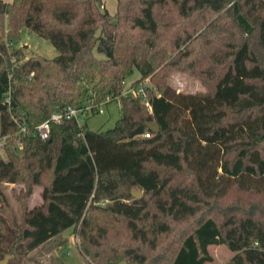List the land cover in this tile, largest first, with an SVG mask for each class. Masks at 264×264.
<instances>
[{"label":"trees","instance_id":"16d2710c","mask_svg":"<svg viewBox=\"0 0 264 264\" xmlns=\"http://www.w3.org/2000/svg\"><path fill=\"white\" fill-rule=\"evenodd\" d=\"M100 4L0 0V185L26 187L21 224L1 195L0 261L73 228L87 264H207L212 245L234 253L224 264H264L262 199L222 206L233 191L264 198V59L255 47L264 0H117L115 14ZM23 28L57 56L22 60ZM173 69L208 91L176 92ZM137 72L132 86H143L151 110L141 94L123 95ZM114 101L122 115L111 129L72 119L52 124L46 140L36 132L61 107ZM36 186L42 203L27 209Z\"/></svg>","mask_w":264,"mask_h":264},{"label":"rangeland","instance_id":"374dc122","mask_svg":"<svg viewBox=\"0 0 264 264\" xmlns=\"http://www.w3.org/2000/svg\"><path fill=\"white\" fill-rule=\"evenodd\" d=\"M6 2L11 0H4ZM102 5L105 7L103 8ZM101 10H107L110 14H115L117 11V0H101ZM0 35L7 40L8 35V20L7 16L0 14ZM256 49L259 51L260 56L264 59V46L260 40L264 42V35L261 34L259 27L256 29ZM261 38V39H260ZM17 48L22 49L23 58L26 60L32 56H43L45 58H54L57 56V51L48 39L42 38L28 28L21 30L20 38L15 42ZM97 56L102 58L103 55L97 53ZM140 77V73L129 77L125 86H132L133 82ZM167 82L176 92L183 93H204L208 91V86L199 77L194 76L186 71L173 69L169 73ZM153 87L149 79L145 82ZM153 89H155L153 87ZM122 115L121 104L118 101L111 102L104 106V112L91 115L87 118L86 124L91 131H105L115 126L116 122ZM6 138L0 135V155L7 161L5 151ZM19 136H16L17 151L21 152L23 146L18 145ZM42 187L36 186L33 188L31 195L26 199L27 209L39 206L42 203ZM138 191V190H134ZM26 193V187L21 183H4L0 185V208L2 207L1 195H4L8 205L12 209L13 216L17 224H21L22 215L24 212L22 197ZM264 203V198L258 196H251L247 193L233 191L229 197L222 201V206H240L242 208L249 207L253 203ZM229 208V207H228ZM225 209V208H224ZM1 212V210H0ZM221 210L219 213H222ZM2 213V212H1ZM79 238L73 228L65 230L60 236L45 244L44 246L29 252L24 257L18 253H10L8 264H87L85 258L78 248ZM3 246H6L5 244ZM209 252L213 257V261L207 264H224L227 263L234 253L226 245H212L209 247ZM7 257V256H6ZM4 260V259H3ZM123 264V263H120Z\"/></svg>","mask_w":264,"mask_h":264},{"label":"built area","instance_id":"2783aa9c","mask_svg":"<svg viewBox=\"0 0 264 264\" xmlns=\"http://www.w3.org/2000/svg\"><path fill=\"white\" fill-rule=\"evenodd\" d=\"M102 7L104 8L105 6L102 5ZM129 94H132V95L141 94L144 97L146 106L149 108V110L152 109L150 102L146 98V93H145L143 86H140L138 89H136L133 86H131V88L125 86L123 95H129ZM109 101L110 99H108L106 102H109ZM106 102L101 105H96V106H92L91 104H88L82 108H73L71 106L61 107L55 110L49 116V118H47L42 123H40L36 127V132L41 139L46 140L50 137L51 127H52V124L54 123H63L66 120L73 119L77 122L79 126H82L86 122L89 116L98 114V113H103L104 106L107 105ZM23 131H25V128L23 129ZM144 136L150 137V133H146ZM18 145L20 146L22 145L20 139L18 141Z\"/></svg>","mask_w":264,"mask_h":264},{"label":"water","instance_id":"95a60500","mask_svg":"<svg viewBox=\"0 0 264 264\" xmlns=\"http://www.w3.org/2000/svg\"><path fill=\"white\" fill-rule=\"evenodd\" d=\"M146 124H147V127H148L151 131H153V132H158V131H159V126H158L156 123H154V122H147ZM132 193H133V195H134L136 198H138V197L141 196V191H140V190H138V191H133ZM12 257H13V256H11V255H10V256H7L4 260H1V261H0V264H8L10 258H12Z\"/></svg>","mask_w":264,"mask_h":264}]
</instances>
